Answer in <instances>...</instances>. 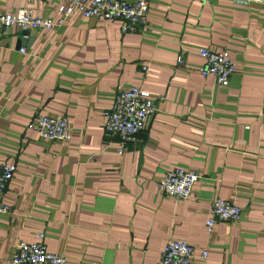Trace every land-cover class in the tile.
Segmentation results:
<instances>
[{"label":"crops","instance_id":"crops-1","mask_svg":"<svg viewBox=\"0 0 264 264\" xmlns=\"http://www.w3.org/2000/svg\"><path fill=\"white\" fill-rule=\"evenodd\" d=\"M147 2L133 32L74 14L52 31L1 37L0 163L16 170L0 215V264L18 243L39 242L67 264H161L174 239L194 248L193 264L202 251L204 264H264V2ZM20 9L61 18L56 0H0V13ZM199 49L228 51L237 71L227 87L200 75ZM130 86L153 96L156 113L121 154L104 114L116 88ZM36 115L65 118L70 141L28 130ZM175 167L200 175L179 201L157 192ZM216 199L241 216L209 235Z\"/></svg>","mask_w":264,"mask_h":264},{"label":"built area","instance_id":"built-area-1","mask_svg":"<svg viewBox=\"0 0 264 264\" xmlns=\"http://www.w3.org/2000/svg\"><path fill=\"white\" fill-rule=\"evenodd\" d=\"M31 3L34 0H26ZM60 5L61 18L57 22L33 17L29 9H20L13 14L0 13V39L11 28L21 31H52L74 14L82 18H96L104 21L119 22L122 33L133 32L145 23L148 13L147 0H56ZM205 3L208 0H198ZM264 2V0H249ZM199 57L204 66L199 69L203 77H214L219 87L229 85L230 77L237 71V64L228 51L199 49ZM183 64L182 56L177 58V65ZM156 113L153 96L136 86L117 87L111 106L104 114V131L119 142V153L126 151V145L133 142L143 132ZM46 141L67 143L71 138V127L65 118H53L36 115L27 125ZM16 167L12 163H0V215L7 214L8 205L3 201L8 183L12 180ZM198 172L182 167L168 170L157 181V192L163 197L175 201L188 198L195 183L199 180ZM239 207L221 199H216L205 221L206 231L212 234L218 222H236L240 220ZM42 238V235H39ZM194 248L182 240H171L160 253L161 264H193L196 258ZM201 264L207 259V251L200 252ZM10 264H67L66 257L47 251L43 243H18Z\"/></svg>","mask_w":264,"mask_h":264},{"label":"water","instance_id":"water-1","mask_svg":"<svg viewBox=\"0 0 264 264\" xmlns=\"http://www.w3.org/2000/svg\"><path fill=\"white\" fill-rule=\"evenodd\" d=\"M24 33H25V35H28L29 31H28V30H26Z\"/></svg>","mask_w":264,"mask_h":264}]
</instances>
